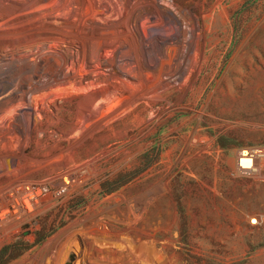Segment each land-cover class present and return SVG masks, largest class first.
Instances as JSON below:
<instances>
[{
    "label": "rangeland",
    "instance_id": "1",
    "mask_svg": "<svg viewBox=\"0 0 264 264\" xmlns=\"http://www.w3.org/2000/svg\"><path fill=\"white\" fill-rule=\"evenodd\" d=\"M133 4L120 12L148 74L126 93L160 74L181 82L103 122L49 171L31 143L21 170L36 189L45 181L42 202L0 232V264H264V182L237 173L239 152L264 148V0ZM183 10L199 20L189 39ZM165 37L177 39L160 51ZM21 109L31 133L33 108ZM60 109L41 126L67 131L92 110L80 99ZM6 160L0 190L19 184L10 168L21 162Z\"/></svg>",
    "mask_w": 264,
    "mask_h": 264
},
{
    "label": "bare ground",
    "instance_id": "2",
    "mask_svg": "<svg viewBox=\"0 0 264 264\" xmlns=\"http://www.w3.org/2000/svg\"><path fill=\"white\" fill-rule=\"evenodd\" d=\"M122 10L132 14L133 0H0L1 173H10L3 168L5 158L21 162L10 168L13 173L26 167L33 141H40L46 150L35 160L37 167L51 170L103 122L144 103L152 104L163 91L181 82V72L160 74L153 84L126 93L148 73ZM180 12L185 20L182 36L189 39L193 23L199 20L188 11ZM176 39L163 38L160 51ZM72 99L87 102L92 110L78 116L67 131L41 126V119L58 117L60 108ZM28 107L36 117L31 133L22 128L21 108ZM48 131L55 136L42 141ZM19 175L18 185L0 190V232L29 216L41 201L45 181L38 182L36 189L34 181H27V171Z\"/></svg>",
    "mask_w": 264,
    "mask_h": 264
},
{
    "label": "built area",
    "instance_id": "3",
    "mask_svg": "<svg viewBox=\"0 0 264 264\" xmlns=\"http://www.w3.org/2000/svg\"><path fill=\"white\" fill-rule=\"evenodd\" d=\"M237 173L243 177H254L264 182V148L244 149L239 152ZM257 224V220H252Z\"/></svg>",
    "mask_w": 264,
    "mask_h": 264
},
{
    "label": "trees",
    "instance_id": "4",
    "mask_svg": "<svg viewBox=\"0 0 264 264\" xmlns=\"http://www.w3.org/2000/svg\"><path fill=\"white\" fill-rule=\"evenodd\" d=\"M7 251H8V248L5 250V252H4V253H7Z\"/></svg>",
    "mask_w": 264,
    "mask_h": 264
},
{
    "label": "water",
    "instance_id": "5",
    "mask_svg": "<svg viewBox=\"0 0 264 264\" xmlns=\"http://www.w3.org/2000/svg\"><path fill=\"white\" fill-rule=\"evenodd\" d=\"M70 264V263H69Z\"/></svg>",
    "mask_w": 264,
    "mask_h": 264
}]
</instances>
